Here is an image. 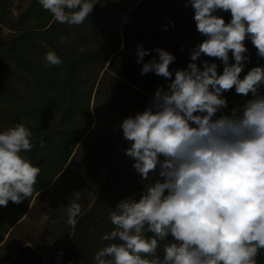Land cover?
<instances>
[{"label":"clouds","instance_id":"clouds-1","mask_svg":"<svg viewBox=\"0 0 264 264\" xmlns=\"http://www.w3.org/2000/svg\"><path fill=\"white\" fill-rule=\"evenodd\" d=\"M38 3L54 21L77 26L97 4ZM183 6L192 10L196 31L205 39L192 46L189 62L174 73L173 53L136 46L140 74L167 82L142 112L119 123L132 168L140 180L151 182L138 199L128 196L112 207L109 220L115 227L102 235L109 243L94 253V264H256L264 249V64L241 77L251 63L246 41L264 59V0H184ZM221 12L229 13L227 22ZM168 27L175 22L161 25L163 31ZM202 55L217 58L222 72L216 62L199 60ZM44 59L48 65L62 63L53 51ZM233 89L247 99L224 111V94ZM31 137L19 122L0 131V206L33 194L41 168L22 155L33 148ZM70 195L65 223L75 227L82 192ZM161 241H167L162 257Z\"/></svg>","mask_w":264,"mask_h":264},{"label":"trees","instance_id":"trees-1","mask_svg":"<svg viewBox=\"0 0 264 264\" xmlns=\"http://www.w3.org/2000/svg\"><path fill=\"white\" fill-rule=\"evenodd\" d=\"M12 1L0 0V131L17 122L25 124L32 131L33 148L22 155L40 166L41 172L30 197L0 206V250L14 236L16 248L37 245L29 236L20 237L23 219L55 190L76 156L88 148L91 155L85 166L92 183H86L85 189L90 188V196L79 201L82 215L75 227L63 223L60 237L45 256L51 264H94V253L109 243L102 235L115 227L109 220L112 207L128 196L138 199L143 186L151 182L140 180L132 168L134 161L125 155L129 142L123 139L119 123L142 112L155 89L166 88L167 82L153 73L140 74L136 46L142 43L148 49L163 47L173 53L176 59L169 69L174 73L187 65L192 46L205 37L196 31L192 10L183 6L184 0H94L97 4L89 19L79 26L54 21L38 0H29L14 19L9 10ZM219 14L226 22L230 19L229 13ZM168 20L175 27L163 31L161 25ZM245 43L251 63L241 77L251 67L264 64L251 41ZM48 51L55 52L62 63L48 65L44 59ZM204 59L216 62L222 72L217 58H199ZM224 95L228 101L224 111L243 99L234 89ZM166 242L159 244L161 257ZM256 264H264V249L258 252Z\"/></svg>","mask_w":264,"mask_h":264},{"label":"rangeland","instance_id":"rangeland-1","mask_svg":"<svg viewBox=\"0 0 264 264\" xmlns=\"http://www.w3.org/2000/svg\"><path fill=\"white\" fill-rule=\"evenodd\" d=\"M28 2L29 0H13L10 3L9 10L14 19L24 11ZM242 103H244V97L236 102L234 106ZM90 110L94 115L95 112L92 105ZM106 115L107 112L101 111V116L105 117ZM92 146L95 148V145L92 144ZM90 153L91 151L88 148L81 150L69 172L63 180L59 181L55 190H51L46 194L37 205L35 211L29 213L23 219L19 232L20 237L29 236L37 245L30 243L16 248L17 237L14 236L13 241L0 250V264H51L45 253L49 250L50 244L60 237L62 225L67 218L66 206L72 198L71 192L73 190L81 191V202L86 197L88 200L90 196V188L85 189L86 183H92L91 172L87 171L85 166V160L89 158ZM86 176L88 177L86 178ZM51 200L53 203L49 206ZM45 216L48 217L47 220L43 219Z\"/></svg>","mask_w":264,"mask_h":264}]
</instances>
